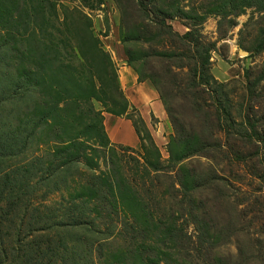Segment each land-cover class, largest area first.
<instances>
[{"label": "rangeland", "instance_id": "1", "mask_svg": "<svg viewBox=\"0 0 264 264\" xmlns=\"http://www.w3.org/2000/svg\"><path fill=\"white\" fill-rule=\"evenodd\" d=\"M55 2L59 20L65 8L87 15L115 69L121 62L129 63L158 99L163 96L173 118L172 122L164 110L167 127L159 131L152 115L148 125L143 121L158 151L156 171L149 169L155 149L146 137L143 148L131 149L91 138L83 139L78 163L62 166L50 178V183L72 187L103 178L123 181L154 216L160 220L175 216L182 226L184 235L162 247L154 237L157 231H149L145 239L141 231L111 215L112 221L105 219L94 235L105 252V258L94 259V264L110 263L107 251H127L142 240L166 251L175 261L169 264H264V45L255 49L264 34V0H143V5L136 0H90V6L81 0ZM193 37L210 46L208 71L221 84L233 119L241 123L239 133L221 132L212 92L189 87L192 63L183 55L189 54ZM4 39L6 35L0 44ZM11 46L7 40L0 49V67L2 54L6 48L10 54ZM104 102L95 103L103 119L106 109H117ZM136 114L128 106L124 116L140 129ZM253 130L261 139L253 137ZM49 134H40L41 143L28 149L26 159L39 156L53 165L59 162L51 143H46ZM171 135L191 139L196 151L171 164L166 145ZM182 175L194 180L187 195L176 183ZM60 195L67 198L63 190L50 196Z\"/></svg>", "mask_w": 264, "mask_h": 264}, {"label": "trees", "instance_id": "2", "mask_svg": "<svg viewBox=\"0 0 264 264\" xmlns=\"http://www.w3.org/2000/svg\"><path fill=\"white\" fill-rule=\"evenodd\" d=\"M81 1L91 5L90 0ZM136 2L143 5V0ZM5 35L0 49H5L7 40L12 46L10 54L9 48L2 54L0 67V264H94V259L105 258L94 235L100 233L99 224H104L105 219L112 221L111 215L121 217L119 223L131 230L141 231L145 239H149V231H157L154 237L162 247L180 239L182 226L176 217L169 215L160 220L154 216L140 195L123 181L103 178L99 183L73 187L49 182L62 166L80 161L78 151L84 146L83 139L103 138L110 143L102 111L95 103L103 106L108 101L117 109L105 112L118 116H124L128 106L137 113L122 94L116 69L87 15L65 8L59 20L55 0H0V38ZM190 39L189 54L183 55L192 63L194 78L189 87L203 86L213 93L212 110L221 132H241V123L233 119L221 84L208 71L210 46L195 37ZM263 45L264 34L255 49ZM159 99L173 122L163 96ZM136 117L140 129L130 117L126 118L134 128L139 147L143 148L146 137L155 149L149 169L156 171L158 151L142 119L138 114ZM46 131L50 133L46 143H51L59 159L55 165L39 156L25 157L28 149L41 143L39 136ZM252 133L261 139L256 131ZM173 136L166 144L171 164L196 151L191 139ZM176 181L181 194L187 195L194 180L182 175ZM59 190L65 191L67 198L50 196ZM148 241L142 240L140 246L127 251H107L112 262L100 263L174 261Z\"/></svg>", "mask_w": 264, "mask_h": 264}, {"label": "crops", "instance_id": "3", "mask_svg": "<svg viewBox=\"0 0 264 264\" xmlns=\"http://www.w3.org/2000/svg\"><path fill=\"white\" fill-rule=\"evenodd\" d=\"M116 78L122 94L148 125L149 115L157 119L159 129H166V115L156 92L124 62L116 66ZM102 119L105 134L110 142H119L129 147H139V140L130 120L123 116L107 113ZM151 136V135H150ZM154 140V136L152 137Z\"/></svg>", "mask_w": 264, "mask_h": 264}, {"label": "water", "instance_id": "4", "mask_svg": "<svg viewBox=\"0 0 264 264\" xmlns=\"http://www.w3.org/2000/svg\"><path fill=\"white\" fill-rule=\"evenodd\" d=\"M241 54L245 55L246 54V51L244 50H240Z\"/></svg>", "mask_w": 264, "mask_h": 264}]
</instances>
